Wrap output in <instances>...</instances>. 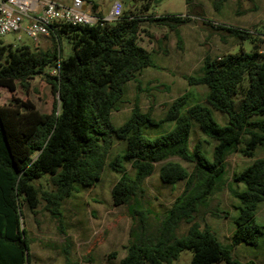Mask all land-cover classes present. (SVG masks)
Returning <instances> with one entry per match:
<instances>
[{"label": "trees", "instance_id": "trees-1", "mask_svg": "<svg viewBox=\"0 0 264 264\" xmlns=\"http://www.w3.org/2000/svg\"><path fill=\"white\" fill-rule=\"evenodd\" d=\"M140 1L141 12L155 5V0ZM97 9L92 3L99 19L94 25L54 24L47 37L52 47L46 50L41 43L15 47L0 42V88L11 93V103L0 106V264L30 263L23 209L37 214L45 201V209L60 217V207L76 186L92 188L101 179L113 138L125 144V158L134 171L129 178L117 158L110 163L122 173L112 188V202L125 206L136 223L120 264H173L185 250L193 252L189 264H257L236 260L232 250L241 244L256 246L263 235L256 214L264 203V159L234 177L236 186L242 184L244 190L229 187L240 206L228 245L220 243L210 227H202L197 216L225 187L227 157L240 153L252 158L258 147H264V52L256 45L251 52L242 49L235 55L206 58L202 76L188 79L189 85L208 88L206 103L226 118L224 126L216 123L206 105H193L183 114L185 97H181L162 120L175 123L173 130L150 140L141 131L156 125L150 113L136 106L118 129L111 115L125 96V86L150 65V53L138 44L143 23L169 25L173 30L170 23L182 21L176 16L146 19L143 13L130 12L108 22ZM236 36L251 38L248 32ZM63 41L72 48L66 57ZM37 76H44L58 95V105L50 114L14 96L18 87L28 91ZM194 123L208 140L190 151ZM203 144H212L210 153ZM172 158L191 165V172ZM157 165L163 184L184 183V189L158 220L156 232L150 233L152 213L142 207L140 198ZM44 178L52 189L44 191L36 185ZM182 224L188 229L180 236ZM66 264L74 263L67 258Z\"/></svg>", "mask_w": 264, "mask_h": 264}, {"label": "rangeland", "instance_id": "rangeland-1", "mask_svg": "<svg viewBox=\"0 0 264 264\" xmlns=\"http://www.w3.org/2000/svg\"><path fill=\"white\" fill-rule=\"evenodd\" d=\"M101 6L103 16H108L114 3H119L122 15L130 12L143 13V18L176 16L182 23H170L158 26L145 22L144 33L138 44L150 53V65L145 68L136 81L125 86V96L111 115L114 128L123 126L132 116L137 106L142 113H150L156 125H147L141 129L143 136L153 140L173 130L175 123L162 121L169 106L177 99L185 97L181 109L183 114L196 104L207 105L206 86L189 85V78H199L203 74L205 59L220 58L225 55L238 54L242 49L251 52L256 45L264 52V0H163L149 11H139L140 0H91ZM137 7V8H136ZM236 32H248L251 38L242 39ZM18 36L22 41H18ZM5 45L15 47L33 46L35 43L24 33L8 34L0 38ZM40 47L46 50L52 47L49 38L40 39ZM63 57L72 52L71 45L63 41ZM54 76L51 71H47ZM14 96L22 101L32 103L41 113L50 114L58 105V95L45 81L44 76H37L31 81L28 91L18 87ZM11 93L0 88V106L11 103ZM210 108V107H209ZM212 117L221 126L226 118L210 108ZM189 141V150L194 145L208 140L197 124L194 123ZM208 153L212 144L206 145ZM126 147L116 138L101 179L92 188L76 186L71 196L60 207V217H54L45 209L46 202L41 201L37 214L23 209L22 227L27 231L30 241L29 264H66L69 258L74 264H120L126 256L130 231L136 223L128 214L125 206H114L111 191L121 178L122 173L112 169L110 163L118 159L129 178L134 177L131 164L125 158ZM264 159V147H258L252 158L234 153L227 157L226 185L216 193L207 207L201 209L197 221L202 227H210L220 243L228 245L235 231L233 221L238 216L240 203L233 198L229 187L244 190L242 184L234 182V177L255 160ZM179 162L191 172V165L178 158L170 159ZM160 165L143 185L145 191L140 198L142 207L152 215L149 219V232L158 228V220L171 207L174 200L183 192L184 183L165 185L159 179ZM44 178L36 183L42 190L52 189ZM257 223L263 227V235L256 246L241 244L232 250V256L241 262L253 261L264 264V203L256 214ZM188 226L182 224L178 235L187 232ZM193 252L185 250L173 264H189ZM225 264V263H222Z\"/></svg>", "mask_w": 264, "mask_h": 264}, {"label": "built area", "instance_id": "built-area-1", "mask_svg": "<svg viewBox=\"0 0 264 264\" xmlns=\"http://www.w3.org/2000/svg\"><path fill=\"white\" fill-rule=\"evenodd\" d=\"M122 16L121 6L116 2L110 16L104 20L113 22ZM98 21L92 5L85 0H71L69 6L51 0H0V38L22 32L39 44L41 38L51 35L54 24L94 25ZM18 41H22L20 36ZM52 74L55 75V71Z\"/></svg>", "mask_w": 264, "mask_h": 264}, {"label": "crops", "instance_id": "crops-1", "mask_svg": "<svg viewBox=\"0 0 264 264\" xmlns=\"http://www.w3.org/2000/svg\"><path fill=\"white\" fill-rule=\"evenodd\" d=\"M51 1H55V2H57L59 4H64V5H67V6H69L71 4V0H51ZM85 1L89 2L92 5V1L91 0H85ZM87 10L89 11L90 9L88 8ZM97 13H101L103 15V11H102L101 6H98ZM110 13H111V11H110ZM110 13H109L108 16H106V17L104 16V18H108L110 16Z\"/></svg>", "mask_w": 264, "mask_h": 264}, {"label": "water", "instance_id": "water-1", "mask_svg": "<svg viewBox=\"0 0 264 264\" xmlns=\"http://www.w3.org/2000/svg\"><path fill=\"white\" fill-rule=\"evenodd\" d=\"M110 2H113L114 0H109ZM163 0H155L154 3L155 4H158V3H161Z\"/></svg>", "mask_w": 264, "mask_h": 264}]
</instances>
